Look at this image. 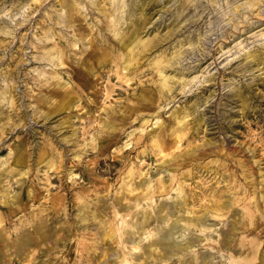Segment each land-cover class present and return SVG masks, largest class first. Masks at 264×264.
I'll list each match as a JSON object with an SVG mask.
<instances>
[{
    "label": "rangeland",
    "instance_id": "rangeland-1",
    "mask_svg": "<svg viewBox=\"0 0 264 264\" xmlns=\"http://www.w3.org/2000/svg\"><path fill=\"white\" fill-rule=\"evenodd\" d=\"M131 254L264 264V0H0V264Z\"/></svg>",
    "mask_w": 264,
    "mask_h": 264
},
{
    "label": "bare ground",
    "instance_id": "bare-ground-1",
    "mask_svg": "<svg viewBox=\"0 0 264 264\" xmlns=\"http://www.w3.org/2000/svg\"><path fill=\"white\" fill-rule=\"evenodd\" d=\"M164 193V192H163ZM153 199V198H152ZM126 203V202H125ZM138 207V206H137ZM161 209V208H160ZM161 212V211H160ZM133 213V212H132ZM141 213H142V210H141ZM252 213V212H251ZM139 214V213H138ZM137 214V215H138ZM148 216H149V214H148ZM147 218V217H146ZM133 219V218H132ZM136 219V218H135ZM134 219V220H135ZM144 220H148V219H144ZM195 221V220H194ZM132 223V222H131ZM180 224V223H179ZM194 224V223H193ZM174 225V224H173ZM181 225H182V227L184 226L185 228L186 227H190V224H188V225H186V224H183L182 222H181ZM192 226V225H191ZM143 227V226H142ZM174 227V226H173ZM172 227V228H173ZM178 227V226H177ZM173 230V229H172ZM179 234V233H178ZM152 235V234H151ZM44 236V235H43ZM29 239H30V236L28 235V236H23V237H21L20 239H19V241H18V243H17V248H18V252L19 253H21L24 249H25V247L27 246V242L29 241ZM41 239H43V237H39V236H36L35 237V240L37 241H39V240H41ZM125 239V238H124ZM149 241H153V236H150L149 237V239H148ZM156 241V240H155ZM181 241V240H180ZM185 241V240H184ZM242 243V242H241ZM3 247V246H2ZM131 249H134V250H136V247H133V248H131ZM142 249V247H140V250ZM138 250V249H137ZM155 250V249H154ZM170 252V251H169ZM173 254V253H172ZM191 258V257H190ZM119 262L117 263V264H138L135 260H134V257H133V255L131 254V257L130 258H123V259H119L118 260ZM140 263V262H139ZM104 264V263H103ZM202 264V263H201Z\"/></svg>",
    "mask_w": 264,
    "mask_h": 264
}]
</instances>
